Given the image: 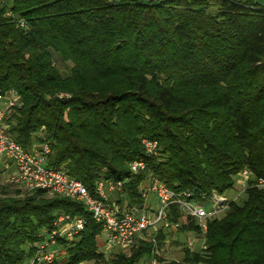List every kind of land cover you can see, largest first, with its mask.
I'll return each mask as SVG.
<instances>
[{
  "label": "trees",
  "instance_id": "trees-1",
  "mask_svg": "<svg viewBox=\"0 0 264 264\" xmlns=\"http://www.w3.org/2000/svg\"><path fill=\"white\" fill-rule=\"evenodd\" d=\"M9 91L21 103L6 118L14 141L24 150L48 144L46 166L92 195L98 180L125 181L120 206L142 207L146 175L197 200L225 195L247 170L244 198L226 200L225 214L206 221L204 248L184 249L179 264H264L260 0L0 3V94ZM143 140L157 142L156 156L146 155ZM138 158L146 170L130 176ZM60 214L85 220L72 240L57 242L65 264L103 260L101 225L85 206L36 190L0 195V264H25ZM182 218L171 206L169 219ZM177 232L199 230L188 222ZM164 238L159 231L158 243ZM142 241L107 264H139L151 249Z\"/></svg>",
  "mask_w": 264,
  "mask_h": 264
},
{
  "label": "built area",
  "instance_id": "built-area-1",
  "mask_svg": "<svg viewBox=\"0 0 264 264\" xmlns=\"http://www.w3.org/2000/svg\"><path fill=\"white\" fill-rule=\"evenodd\" d=\"M10 0H0L6 3ZM112 1V0H108ZM246 1V0H228ZM8 15V14H7ZM23 27V23H20ZM63 95H60L61 98ZM21 107L20 96L15 91L0 94V161L6 163L4 167H12L9 182L25 193L40 190L50 196H62L82 203L91 214L95 223L101 225V247L106 251L126 252L138 240H147L151 243L148 264H167L163 261L162 249L159 248L155 238H147L145 234L157 232L166 227L173 232L178 231L184 224L193 222L199 232H188L191 236L206 234V221L214 218L223 209L227 199L216 193L202 195L201 199H189L188 195L176 193L166 187L153 175H148L147 190L139 187L143 198L147 194L153 195L156 208L149 211L147 208L120 206L117 200L124 197L125 181L107 182L98 180L95 183L94 195L90 194L80 181L71 178L64 169H55L46 166L50 154L48 144L32 145L24 150L14 141L5 124L8 114ZM147 156L155 154L158 145L156 141L143 140ZM130 176H139L146 170L144 159L132 160L129 165ZM248 171H242L239 176L246 182ZM264 187L262 180L258 181ZM111 200V202H110ZM213 203L212 211L206 213L203 206L208 202ZM176 206L185 216V222H173L169 219L170 207ZM54 229L47 234H39L40 241L34 246V253L25 264H53L56 261L57 242L59 239L72 240L85 227V220L78 216L60 214L54 222ZM193 243L188 241L186 247L190 250ZM204 248V246H203ZM179 264L178 260H173Z\"/></svg>",
  "mask_w": 264,
  "mask_h": 264
},
{
  "label": "rangeland",
  "instance_id": "rangeland-1",
  "mask_svg": "<svg viewBox=\"0 0 264 264\" xmlns=\"http://www.w3.org/2000/svg\"><path fill=\"white\" fill-rule=\"evenodd\" d=\"M260 2L263 4L264 0H260ZM63 74H65V73H63ZM5 124L7 127H9L8 121H6ZM156 155H157V151L155 152V154H153L151 156H156ZM3 164H6V163L3 161ZM11 173H12V167L11 166H8L7 168L3 167L0 169V195L6 194V193L10 195V194H14V192H17V191L21 192L22 194H25L24 191H22L21 189H19L18 187L14 186L13 184H11L9 182ZM147 176L148 175H146L144 178L142 177V179L139 183V187L143 191L147 190V185H148ZM244 189H245V182L243 181V179L239 175H237V179H236V182H235L233 189L228 191L225 195H223L221 197H224L225 199L230 200L229 198L233 199L234 197L238 196L234 201L240 202L244 198L243 197ZM182 194H185V193H183V192L179 193V195H182ZM143 199H144L143 200L144 203L142 205L143 208H147L149 211H153L156 208V200H155V197H153V195L147 194L146 197ZM199 199H201V197ZM199 199H197V200H199ZM110 202H111V200H110ZM123 206H126V204H123ZM213 208H214L213 203L211 201L206 203L203 206V210L206 213L212 211ZM225 212H226L225 208L220 210L218 217L223 216L225 214ZM182 219L180 221L185 222V216L184 215H183ZM159 231L165 233V238L163 240V243L162 244L158 243L157 245L159 246L160 249L163 250L161 254L163 255V261H166L167 264H171L173 260H178L180 263H183L182 258L184 255V253H183L184 249L188 250L190 253H200L201 250L203 249L205 234L200 235L199 238H197V236H195V235L191 236V234H179L177 231L173 232L171 230H168L166 227L160 228ZM169 233H171V235H169ZM145 236L150 239V238L157 237V234L152 233V232H147L145 234ZM188 241H192V243H193L190 250L186 247V243H188ZM142 242L150 243L147 240H143ZM136 244H138V242H136L134 246H137ZM133 247H131V248H133ZM131 248L128 249L126 252L131 251ZM99 251L104 256L103 260H101L97 263L85 262L82 264H107L109 259L113 255L116 254V252H114V251H110V252L106 251L104 248L101 247V245L99 247ZM56 255H57L56 256L57 264H65L66 263L67 253L62 247L57 249ZM148 260H149V255L144 256L142 259H140L139 264H148Z\"/></svg>",
  "mask_w": 264,
  "mask_h": 264
},
{
  "label": "crops",
  "instance_id": "crops-1",
  "mask_svg": "<svg viewBox=\"0 0 264 264\" xmlns=\"http://www.w3.org/2000/svg\"><path fill=\"white\" fill-rule=\"evenodd\" d=\"M4 167V164L2 163V161H0V169ZM5 168V167H4ZM238 196L234 197L233 199L229 198L230 200H235Z\"/></svg>",
  "mask_w": 264,
  "mask_h": 264
},
{
  "label": "bare ground",
  "instance_id": "bare-ground-1",
  "mask_svg": "<svg viewBox=\"0 0 264 264\" xmlns=\"http://www.w3.org/2000/svg\"><path fill=\"white\" fill-rule=\"evenodd\" d=\"M218 196H220V195H218Z\"/></svg>",
  "mask_w": 264,
  "mask_h": 264
}]
</instances>
